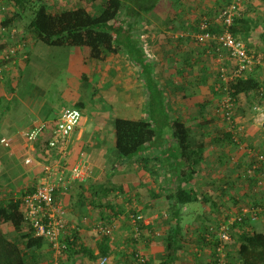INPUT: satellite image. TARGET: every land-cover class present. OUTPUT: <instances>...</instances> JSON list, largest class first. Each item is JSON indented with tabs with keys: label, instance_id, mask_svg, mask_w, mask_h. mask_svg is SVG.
<instances>
[{
	"label": "crops",
	"instance_id": "crops-1",
	"mask_svg": "<svg viewBox=\"0 0 264 264\" xmlns=\"http://www.w3.org/2000/svg\"><path fill=\"white\" fill-rule=\"evenodd\" d=\"M41 1L51 14L81 7L95 15L101 8L100 0ZM164 1L168 10L161 7ZM218 2L160 0L153 10L154 17H147L150 30L140 34V39L148 43L157 56L153 74L164 91V107L170 120L175 121L174 131L181 134L180 128L186 127L193 136L205 133L204 142L210 143L197 172L181 182L178 172L184 174L187 167L178 166L175 160L168 162L172 153H164L167 148L177 146L170 130H164L161 141L132 159L121 158L115 151L114 120L148 117L143 80L124 50L107 54L103 60H95L90 58L88 49L58 47L65 50L66 58L77 60H74L77 65L75 72L68 74L71 78L66 86L68 94H63L67 95L70 106L63 104L60 95L56 102H51L46 101L42 93L29 92L31 85L27 79L32 72L34 74L35 65L39 78L43 77L44 68L33 54L38 49L48 52L37 45L39 42L31 34L27 33L25 44L26 62L18 59L9 62L6 68L2 67L0 132L6 135L0 133V138L8 137L13 143L10 149L0 147V153H4L0 155V182L7 175L4 185L12 181L10 188L18 187V192L16 190L13 194L20 195L40 183L43 168L47 166H59L65 171L77 166L85 174L81 180L71 181L68 188H60L57 196L66 211L68 224L74 227L77 238L75 253L57 255L49 244L44 243L37 251L38 264H89L103 253L108 255V264H129L118 259L133 248L146 257L144 264H160L169 253H174V258L167 264H218L219 261L222 264H238L233 261L236 257L232 254L237 253L239 237L264 228V167L259 163V171H256L258 180L252 178L249 181L251 175L247 174L248 166L256 155L264 152V129L258 119L264 106H258V110L254 111L256 108L249 107L245 96L239 94L234 114L232 112L233 124L228 125L222 117L221 106L229 92L220 80L219 69L225 66L231 70L233 66L227 58L217 59L212 44L199 45L194 38L203 18L210 21L212 32L217 33L215 30L221 29L215 22ZM0 3L11 9L10 2ZM245 7L246 17L256 26L246 40L247 45L252 53L264 55L263 48L255 47L257 38L253 37L258 28L264 30V0H247ZM18 28V35L26 30L20 24ZM260 38L264 41V36ZM22 51L19 49L17 53L20 55ZM42 58L44 56L39 61L42 62ZM263 58L258 62L264 61ZM74 63L65 62L63 69L70 66L69 70L73 71L71 67ZM259 67L256 65L252 72L264 80V71ZM75 78L86 81L91 90L94 89L90 98L83 97L86 94L83 81L76 82ZM64 89L60 90L63 92ZM64 107L82 110L84 116L65 145L56 149L54 156L21 136V132L35 122L55 120ZM53 115L56 118L51 119ZM90 115L91 136L87 134L86 118ZM84 123V127L80 128ZM225 129L234 134L232 141L224 139ZM218 138H222L221 142H217ZM27 155L32 158L29 164L24 163ZM178 156L185 160L186 153L175 155ZM171 174L174 175L172 178ZM179 184L189 190L196 200L183 205L178 214L171 217L169 206L172 201L166 198L167 191ZM242 209L248 210L238 221L236 217ZM132 212L143 216L140 221L145 226L141 235L146 240L140 238L136 244L131 239L139 237V233L135 234L132 229ZM185 213L191 217L189 222L183 221ZM99 223L110 226L112 235L98 234L96 227ZM1 229L8 237L14 235L10 225H2ZM170 231L171 235L177 232L174 245L168 244ZM222 232H226L227 239H221Z\"/></svg>",
	"mask_w": 264,
	"mask_h": 264
},
{
	"label": "trees",
	"instance_id": "trees-1",
	"mask_svg": "<svg viewBox=\"0 0 264 264\" xmlns=\"http://www.w3.org/2000/svg\"><path fill=\"white\" fill-rule=\"evenodd\" d=\"M1 1H7L12 4L11 10L4 16L2 25H14L19 21L21 22V19L25 21V23H23V26L26 28L25 33L21 32L20 36H17L18 40L23 41L25 44H27L26 34L29 33L36 41L42 42L47 46H67L88 49L90 58L95 60H103L107 54H115L119 50H124L129 61L137 67L139 76L143 80L147 92L146 112L148 117L146 119L116 118L114 120L113 133L116 153L121 158L131 159L143 153V151L152 144L154 145L161 141L164 130H170L171 138L175 139L177 146L176 148L169 147L167 151L164 152L172 153L168 162H173V160H175L178 166L187 167L184 174L180 175L178 172L179 182L184 181L197 172V168L204 160L203 153L210 144L209 142L206 144L204 142L207 135L204 133L193 136L191 131L186 127L180 128L181 134L174 131L173 124L175 121L172 122V120H170L164 107V91L153 74V67L156 59L154 56L151 57L148 54L145 49V41L140 39V34H146V32L150 30L148 29L149 24L147 21L149 20L147 17H154L153 10L160 0H100L101 8L99 13L95 15L88 13L81 7L62 10L58 13L51 14L41 0H0V2ZM246 1L247 0H243L237 8V13H235L228 31L235 39L245 41L246 48L250 52L247 45V38L256 26L251 19L246 17ZM231 2L232 0H219L217 14L220 10L230 5ZM220 27L221 29L215 30L217 33L222 32V26L220 25ZM262 34L264 36V30ZM5 42L2 41L0 37V53L9 46V44ZM22 60L26 62L27 57ZM2 64L3 61L0 59V66ZM6 65L3 68H6ZM255 66L253 65L252 69L247 71L246 75L244 74L233 78L231 81H227V92H229L234 103L232 112L235 109V103L237 102V96L239 94L245 96L249 107L256 108L254 111L258 110V106H264V80L259 79L252 72ZM3 68H1V70ZM1 105L2 99L0 98V108ZM232 119L233 117L227 121L228 125L233 124L234 120L232 121ZM233 132H235V130ZM233 135L234 134L229 130L223 133L224 139H229L231 141ZM221 140L222 138H218L217 142H221ZM36 143L52 156L57 153L56 148L47 149L46 143H44L43 146H41L39 141ZM177 153L178 155L186 153L185 160L179 159V156L175 157ZM256 163L258 164L259 162L256 161L255 157L254 161L248 167L251 168L252 165ZM256 171H259V168H256L253 173L250 174L251 176L249 175V181H251L252 178L258 180ZM173 176L174 175L171 174L170 177L172 178ZM6 179L7 175H5L2 182H0V195H3L2 191L6 186L4 185ZM34 190L35 188H28L22 191L20 195L11 193L7 196L5 194L0 198V264H38L39 255L37 251L40 250L44 243L50 246L46 237L36 234L35 227L31 225L29 219L26 217L22 199L23 196ZM167 194L166 198L172 201L169 206L171 217L176 216L183 205L191 202V200H196L190 191L181 188L180 184L176 185L175 189L168 190ZM133 215L137 214L134 212ZM128 216L129 214L127 215L129 221L130 217ZM2 225L12 226L14 235L8 237L3 233L1 229ZM143 227L145 228L142 221L138 220L137 231L139 237L136 238L131 235L134 244H136L137 240H140V238L146 240L145 236L141 235ZM151 233L153 234V230H151ZM176 233L177 232L171 235L172 232H169V245L176 244ZM76 239L74 230L72 231L71 239L70 237L63 238L62 241L66 244L63 253H75L74 247L77 245ZM105 240L106 239H104V241ZM238 241L237 256L233 258L234 262H238V264H264V228L246 232V234H242L239 237ZM105 254L106 253H103V255ZM138 255L139 253L137 250L133 248L128 254L121 255L118 260L126 261L129 264H140L136 262ZM105 256L108 258V255ZM173 258L174 253H169L160 264H167V262ZM108 263L109 259L106 264Z\"/></svg>",
	"mask_w": 264,
	"mask_h": 264
},
{
	"label": "built area",
	"instance_id": "built-area-1",
	"mask_svg": "<svg viewBox=\"0 0 264 264\" xmlns=\"http://www.w3.org/2000/svg\"><path fill=\"white\" fill-rule=\"evenodd\" d=\"M242 2L243 0H232L230 5L220 10L216 15L215 22L217 25L222 26L221 33L212 32L210 21L203 18L198 24L197 32L194 34L197 44H212L217 59L221 60L222 58H227L229 63L233 66L231 70H227L225 66L219 69L220 80L225 84L227 81H231L233 78L242 76L245 72L250 71L255 60L257 63L259 60L255 58L254 53L251 51L249 52L243 40L235 39L228 31V28L232 24L233 17L235 13H237L236 10ZM8 12L7 7L3 3H0V37L2 41H6L9 44V46L0 53V59L3 61L0 70L9 62H14L18 59L23 61L22 59L27 57V47L25 43L19 41L17 37L18 27L15 25H2L4 16ZM144 43L146 51L153 57L154 55L152 54L150 46L148 43ZM19 49L23 50V53L20 55L17 53ZM233 107L234 103L232 98L227 93L221 106L222 117L226 121L230 120L232 117ZM258 119L260 123L264 120V111H259ZM80 120L81 112L78 109L62 108L55 120L35 122L24 129L21 132V136L30 144L39 141L41 146L46 143L47 149H59L65 145L71 133L79 125ZM12 143V140L8 137L0 138V145L4 148L10 149ZM31 161L32 158L30 156L27 155L24 157V163L29 164ZM256 161L261 163L262 167H264V152L256 156ZM259 163L253 164L251 168H248L247 174L250 175L253 173L260 165ZM43 170L44 174L40 178V183L35 187L33 192L23 196L22 200L26 211V217L29 219L31 225L35 227L36 234L46 237L54 253L60 255L66 248L65 242L62 240L64 237H70L71 239L74 227L68 225L64 206L57 198L58 192L60 188H68L71 181L82 179L85 174H83V171L77 166L67 171L60 169L59 166L56 168L47 166L44 167ZM247 210L248 209L241 210V213L237 217L238 221H241ZM142 219L143 216L140 214L131 215V222L133 223L135 234H138L137 221ZM252 219H254V217ZM96 231L98 234L100 233L108 237L113 233L112 228L103 223L97 225ZM220 237L221 239H227L226 232H222ZM107 261L108 258L102 255L89 264H106ZM136 262L144 264V256L139 254ZM218 264H222L221 261H219Z\"/></svg>",
	"mask_w": 264,
	"mask_h": 264
},
{
	"label": "rangeland",
	"instance_id": "rangeland-1",
	"mask_svg": "<svg viewBox=\"0 0 264 264\" xmlns=\"http://www.w3.org/2000/svg\"><path fill=\"white\" fill-rule=\"evenodd\" d=\"M184 1V0H182ZM193 1V0H192ZM175 5L178 3L176 1H174ZM8 9V11H10V7L8 8L7 5H5ZM174 6V5H173ZM164 10H168V4L166 1H164V4L161 6ZM19 23L22 28L24 29V26H23V23H25V21H23L21 19V22H17ZM19 24L17 25V27L19 26ZM260 28H258L254 33H253V37H256L257 40H256V43L257 45L255 47H258V48H263L264 49V41L261 40L260 37H263V35H260L261 30L263 31V28H261V30H259ZM26 30H24V33H25ZM18 33H19V28H18ZM17 33V36H20L18 35ZM27 35V34H26ZM29 36V35H28ZM259 37V38H258ZM264 40V39H263ZM37 45H39L41 47L42 50L44 49H47L48 52L47 53H43L41 50H37V52H35L33 54L34 56V59L37 58V63L41 65V63H43L42 68V74H43V77L39 78L38 74L39 72H36V68H37V65H35V69H34V74L32 72V76H30L28 79H27V82L29 83L30 82V85H31V88L29 90L30 93H42L43 97L45 98L46 101H51V102H56V100L58 99V96L60 95V98L63 102V104L65 106H70V104L68 103V98H66L67 95H64V93L68 94L67 92V84H69L71 82V78L68 76V74H73V72H75V66L76 63H74L75 60L74 58H69L67 57L66 58V53H64V49H59L58 47H53V46H47L45 44H43L42 42H39ZM73 51V50H71ZM152 51V49H151ZM255 52V51H254ZM41 53H43L44 55H40ZM152 54L154 55L155 57V54L154 52L152 51ZM264 54V53H263ZM42 58V62L39 61V58L43 57ZM254 56L255 58L258 60V59H261L262 56V53H259V52H255L254 53ZM157 57V56H156ZM155 57V59L157 60V58ZM75 60V61H74ZM155 60V61H156ZM65 62H69L70 64L71 63H74L73 67H71V69L73 71H70V66L69 68L67 69H63L64 65H65ZM156 63V62H154ZM157 64H159V61L157 62ZM255 65H258L260 66L259 67V70L261 71H264V61H259L258 63L256 62L255 60V63H254V66ZM74 76V75H73ZM74 78V77H73ZM76 82H81L83 81V86H84V90L86 92L85 96L83 97H86V98H90L92 95L91 93H94L92 89L91 90V87H90V84H88L86 81L84 80H80V78H75L74 79ZM74 83V81H73ZM64 89V91L62 92V90L60 89ZM69 89L71 90V87L69 86ZM97 100V99H95ZM94 100V101H95ZM98 102V101H96ZM85 104V103H84ZM102 106H104V102H102ZM81 112V117L83 118V111L80 110ZM17 116H19V113L17 114ZM52 116V115H51ZM92 115H90L89 117L86 116V118H88V125H87V128H88V135L91 136L92 135V125L90 126V124L92 123V119H91ZM56 118V115H53V117L51 119H54ZM15 120H17L18 118L17 117H14ZM53 121V120H52ZM86 123H84L83 125H80V128H83L84 125ZM14 127H12L13 129ZM1 133V132H0ZM1 134H5V133H1ZM6 135V134H5ZM69 140V139H68ZM1 147V146H0ZM86 150V147L83 149V151ZM88 154L89 151H86ZM87 153H82L83 155L84 154H87ZM4 153H0V155H3ZM260 154V153H259ZM81 156L82 159H84L85 157L84 156ZM258 155V154H257ZM256 155V156H257ZM57 159V157H56ZM132 159V158H131ZM65 167L67 165H64ZM78 180H81V179H78ZM12 181H9V185L6 184V186L4 187L3 189V193L6 194V195H9V194H13L16 192V190L18 189V187H13V188H10V186H12ZM18 192V190H17ZM18 195V194H17ZM188 206H193V207H197L195 205H188ZM238 216V215H237ZM237 218V217H236ZM191 219L190 215H188L187 213L184 214V217H183V221L184 222H189ZM234 256H237V254H232ZM144 256V255H142ZM144 258L146 259V257L144 256ZM222 263V261H221Z\"/></svg>",
	"mask_w": 264,
	"mask_h": 264
},
{
	"label": "water",
	"instance_id": "water-1",
	"mask_svg": "<svg viewBox=\"0 0 264 264\" xmlns=\"http://www.w3.org/2000/svg\"><path fill=\"white\" fill-rule=\"evenodd\" d=\"M261 126L264 129V120L261 122Z\"/></svg>",
	"mask_w": 264,
	"mask_h": 264
}]
</instances>
